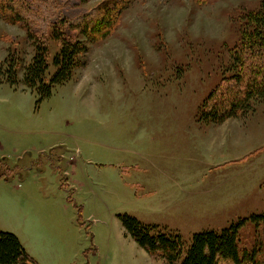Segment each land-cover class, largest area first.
I'll list each match as a JSON object with an SVG mask.
<instances>
[{
	"label": "rangeland",
	"instance_id": "374dc122",
	"mask_svg": "<svg viewBox=\"0 0 264 264\" xmlns=\"http://www.w3.org/2000/svg\"><path fill=\"white\" fill-rule=\"evenodd\" d=\"M112 1L124 5L112 33L49 98L0 84V231L38 264H166L119 216L186 245L264 216V105L220 125L196 117L262 0H0V65L34 52L2 4L44 40ZM239 235L264 264V222Z\"/></svg>",
	"mask_w": 264,
	"mask_h": 264
},
{
	"label": "trees",
	"instance_id": "16d2710c",
	"mask_svg": "<svg viewBox=\"0 0 264 264\" xmlns=\"http://www.w3.org/2000/svg\"><path fill=\"white\" fill-rule=\"evenodd\" d=\"M201 3H204L201 1ZM9 22L21 24L27 40L33 44L31 61L20 67L14 59L0 65V84L35 92L42 101L52 95L55 87L72 79L82 66V57L89 45L110 36L122 14L123 3L101 4L81 22L64 19L53 25L50 36L36 38L32 23L8 5ZM76 32V34H75ZM48 41L58 44L52 54ZM231 63L222 74V81L204 99L197 120L205 125H220L254 111L253 102L264 105V0L256 13L243 19L239 45L230 53ZM126 236L147 255L164 260L166 264H259L256 253L240 244V231L248 222L259 225L264 216L240 220L221 232L195 234L186 245L177 234L155 226L143 225L135 218L119 216ZM0 264H38L13 235L0 231Z\"/></svg>",
	"mask_w": 264,
	"mask_h": 264
},
{
	"label": "crops",
	"instance_id": "0c3cea01",
	"mask_svg": "<svg viewBox=\"0 0 264 264\" xmlns=\"http://www.w3.org/2000/svg\"><path fill=\"white\" fill-rule=\"evenodd\" d=\"M125 234V233H124ZM133 241V240H132ZM134 242V241H133ZM135 243V242H134ZM149 256V255H148Z\"/></svg>",
	"mask_w": 264,
	"mask_h": 264
}]
</instances>
